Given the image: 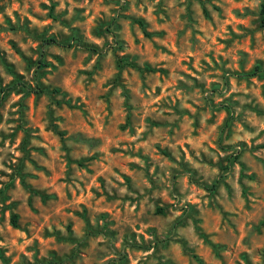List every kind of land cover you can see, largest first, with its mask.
<instances>
[{"label":"rangeland","instance_id":"rangeland-1","mask_svg":"<svg viewBox=\"0 0 264 264\" xmlns=\"http://www.w3.org/2000/svg\"><path fill=\"white\" fill-rule=\"evenodd\" d=\"M262 2L0 0V264H264Z\"/></svg>","mask_w":264,"mask_h":264},{"label":"trees","instance_id":"trees-1","mask_svg":"<svg viewBox=\"0 0 264 264\" xmlns=\"http://www.w3.org/2000/svg\"><path fill=\"white\" fill-rule=\"evenodd\" d=\"M261 14H262L261 26L264 28V0L262 2ZM45 42L48 44H60V41L55 37H49V38L45 39ZM259 70H260V68L258 66V67H256V69L254 71L250 72L249 74H256L259 72ZM16 220H17V215H14L12 217V222L14 224H16Z\"/></svg>","mask_w":264,"mask_h":264}]
</instances>
